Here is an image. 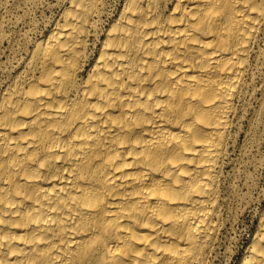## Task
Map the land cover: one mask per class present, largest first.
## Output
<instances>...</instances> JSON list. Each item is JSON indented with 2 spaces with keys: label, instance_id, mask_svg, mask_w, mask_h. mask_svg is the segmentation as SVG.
Wrapping results in <instances>:
<instances>
[{
  "label": "bare ground",
  "instance_id": "bare-ground-1",
  "mask_svg": "<svg viewBox=\"0 0 264 264\" xmlns=\"http://www.w3.org/2000/svg\"><path fill=\"white\" fill-rule=\"evenodd\" d=\"M63 7L0 77V264H209L264 0Z\"/></svg>",
  "mask_w": 264,
  "mask_h": 264
},
{
  "label": "rangeland",
  "instance_id": "rangeland-1",
  "mask_svg": "<svg viewBox=\"0 0 264 264\" xmlns=\"http://www.w3.org/2000/svg\"><path fill=\"white\" fill-rule=\"evenodd\" d=\"M122 2L123 0H103L104 12L102 18L104 24L110 19L111 15L116 14ZM67 3L68 0H0V77L6 73V76L13 74L16 67L15 64L21 58L19 54L21 56L24 55L26 50L32 47L31 45L36 39H39L48 32L51 24L59 18L64 4L66 6ZM258 45L261 48L258 47L261 53L258 59L252 62V76L249 80V89H247L242 100L243 102L241 101L240 103L239 116L236 118L239 121L235 120L232 129V138L229 141V157L227 156L226 158L227 161L223 168L224 171L221 180V185H224V187H221L225 193L221 226L224 223L225 226L220 228L214 249L215 253L213 252L210 257L211 261H209V264H237L258 226L259 216L262 210H264V47H262L264 46V40L260 41ZM4 48L6 49L4 50ZM10 57H13V59ZM253 88L255 91H253ZM242 109L245 111H242ZM243 114H245V117ZM246 150L247 152H245ZM232 160L235 161L233 162ZM227 173L229 174L227 175ZM228 182H230L229 184L231 186ZM228 195L231 196L229 197ZM247 198L249 200L246 201ZM243 200L244 202H242ZM223 215L229 219L226 217L224 219Z\"/></svg>",
  "mask_w": 264,
  "mask_h": 264
}]
</instances>
